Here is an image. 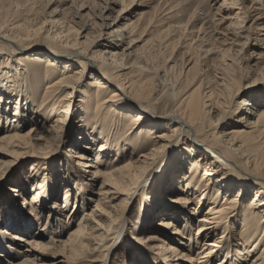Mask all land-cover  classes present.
I'll use <instances>...</instances> for the list:
<instances>
[{
    "label": "bare ground",
    "instance_id": "6f19581e",
    "mask_svg": "<svg viewBox=\"0 0 264 264\" xmlns=\"http://www.w3.org/2000/svg\"><path fill=\"white\" fill-rule=\"evenodd\" d=\"M9 8L12 7H0V123L4 121L11 131L0 136V148L14 155L41 150L42 134L52 132L45 128V122L53 114L57 115L53 121L61 131L64 120L74 112L72 97L77 93L75 111L81 113L80 120L86 128H83L85 135L80 137V142H88L81 145L82 152H75L76 165L93 168L91 175L103 178L95 194V207L90 213L84 212L77 230L70 233L66 241H43L41 234H35L33 240L27 241L19 233H14L10 236L14 241H24L29 246L21 253L28 256L35 251L52 249L57 254L54 263L79 264L86 254H93L103 247L96 259L101 258L100 264H112L114 245L122 235L126 221L124 211L141 188V183L146 182L141 180L143 172L151 169L147 166L153 164L166 148L177 144L173 151L177 152L179 164L171 163L177 175L172 178L166 174L163 180L169 184L173 181L176 187L173 195L183 193L184 197L172 194L170 198L169 194L156 198L149 196L148 211L153 214V210L162 206L169 205L170 208L193 203L197 205L192 214L200 216L191 217L187 209H181L175 214L186 221L183 228L176 221L164 219L161 225L170 232L161 236L154 233L147 241L160 239L166 257H172L176 264L207 263L221 250L226 255L217 264L232 263L235 252L231 259L225 258L233 250L247 264H264V109L253 101V96L241 99L240 84L230 74V66L226 64L227 68L224 65L214 71L212 77H202V71H208L211 65L204 62V66H199L201 58L190 57L181 63L183 70L177 77L162 81V89L155 92L151 83L153 76H146L148 71L136 66L135 60L150 42L145 41L136 49L139 38L132 37L134 32L142 37L148 29L130 27L126 31L118 30L114 27L117 17L111 23L108 21L110 6L99 12L100 23L92 22L99 28L95 38H91V34L82 36L87 26L81 28L71 21L56 18L54 14L42 16L34 7L12 8V11ZM86 8L88 5L81 3L78 11ZM164 32L159 35L163 37H160L159 44L170 47L171 38L165 39ZM124 45L127 46L123 48ZM198 46L201 49L202 44ZM215 50L217 47L213 43L207 45L204 53L213 54ZM225 54L226 50L222 58H227ZM86 67L92 71L87 82ZM140 75L146 78H140ZM196 78L198 86L190 91L189 84L196 82ZM256 79L252 82L258 81ZM228 110L240 115L231 127L224 125L226 116L223 115ZM24 122L30 123L31 127L22 133ZM7 124L11 125L10 129ZM107 151L114 152L113 160L104 161ZM88 153H93V160L86 164ZM239 165L251 173H245ZM235 167L243 175L247 174L243 177L250 179L249 183L243 178L235 181L236 177H241ZM68 192L64 193L63 207L55 210L56 215L67 207ZM42 194L48 196L44 186L34 188L28 203L31 209ZM79 196L82 204L86 202L87 206L89 198L85 199L83 194ZM203 204H207L206 211L200 212ZM97 217L100 220L95 222ZM118 218L119 225H116ZM11 219L19 226L15 217ZM192 219L197 221L195 239L191 234L187 235V225ZM220 229L222 232L218 235ZM109 235H112L111 242L106 245ZM182 238L188 241L181 244L183 248L180 246L179 250L174 243H182ZM135 240L138 245L143 242L142 238ZM136 251L137 262L134 264L148 260L144 259L147 253L144 248L139 247ZM194 251L195 257L191 255ZM58 255L63 260L58 259ZM30 260L11 264H26Z\"/></svg>",
    "mask_w": 264,
    "mask_h": 264
},
{
    "label": "rangeland",
    "instance_id": "374dc122",
    "mask_svg": "<svg viewBox=\"0 0 264 264\" xmlns=\"http://www.w3.org/2000/svg\"><path fill=\"white\" fill-rule=\"evenodd\" d=\"M81 3L88 5V8L78 11V6ZM9 6L17 10L34 7V9L39 10L42 16L54 14L56 18L66 19V21H71V23L81 28L87 26L88 28L86 27V30H83L82 36L83 34H91V38H95L99 33V28L93 26L92 22L100 23L101 14L99 12L105 6H110L112 9L108 13L111 19L109 18L108 21L111 23L112 19L117 17V20L114 21L116 23L114 27L118 30L125 29L126 31L130 27L136 29L145 27L148 29L147 33H143L144 36L140 37L141 35L138 32H134L132 37H135L134 39L139 38L136 43L137 46H135L136 49L141 47L145 41L150 42L136 56L137 59L135 60L136 66H141L145 71L151 73H145L146 76L149 75V78L153 76L151 83L155 92L162 89V81L173 80L177 77L182 69L181 63L185 59L188 60L190 57L195 59L199 56L201 58L199 59V61L201 60L199 66H204V62H209L211 65V69L202 71V77L206 75L212 77L213 74L215 75L214 71H219L218 69L223 68L224 65L226 67V64L229 65L230 74L233 78H236L237 84H240L239 94L241 99H249L253 96V101L259 104L260 109H264V0H0V7L8 8ZM12 8H9L10 11L13 10ZM123 9L124 11H121ZM256 18L258 19L256 20ZM163 31H165V39L171 38L168 42L171 44L170 47L167 44L165 47L159 44V40L163 38L159 35ZM207 42V45L213 43L216 45L217 51L215 50V53H204L207 49V45H205ZM199 44H202L201 49L198 46ZM125 46L127 45H124L123 48ZM220 50L224 51L221 52ZM225 50L227 58H222ZM204 55L206 56L203 57ZM75 67L80 68L77 65ZM84 71L85 81L87 82L89 81L87 80L88 75L92 71L89 70V67H86ZM146 76L140 75L139 77L146 78ZM257 77L258 79H256ZM254 79L258 81L252 82ZM195 81L192 83L194 87L189 84V86H192H188L190 91L198 84V78ZM235 88L236 86H234ZM35 93L40 94V92ZM77 102L78 94L76 93L72 97L71 104L74 112L64 120L61 131L53 121L57 115L53 114L45 122V128L52 132L46 133L47 136L45 133L42 134L43 141L39 143L40 146L41 144L43 146L41 150L33 149L34 151L27 154L17 155L16 153L14 155L9 152L6 153L0 148V264L22 263L27 259L31 260L26 264H50L52 261L51 264H53L55 262L53 259L57 256L54 250L35 251L33 255L28 254L26 256L21 252L29 247L27 243L14 241L10 236L19 233L21 238L31 241L34 239L35 234H41L43 241H66L69 234L77 230L84 212L90 213L96 205L97 195L95 194L99 191L103 178L92 176L93 168L76 165L78 159L75 157V152L83 151V147H81L83 142H80V137L85 135L83 129L85 126L83 120H80L81 113L75 111L76 107H74ZM10 113L13 114L12 111ZM237 115V113L234 114L230 110L224 113L223 117L226 116L224 125L231 127L234 121L236 123L237 117L240 116ZM213 116L216 120L215 113ZM8 126L10 129L11 125ZM23 127L22 133L30 129L31 124L25 123ZM7 131L11 130L6 128L3 121L0 123V136ZM46 139L47 142H45ZM87 142V140L84 141L83 145H86ZM29 145L31 146V143ZM175 147H178V145L172 144V146L166 148L153 164L147 166L151 169L148 168L143 172L141 180L146 182L141 183V188L139 187V190L136 191L135 197L130 200L124 211L126 221L123 224L122 235L116 241L115 248L113 247L112 264H134V262H137L136 250L139 247L145 249L147 253H144V259H148L145 262L140 261L139 264L177 263V261H174L175 263L172 261V257H166L167 253L161 249L162 242L159 241L160 239L147 241V238L152 237L154 233L161 236L165 232H170L169 228L167 229V227L161 225L164 219L168 218L171 221H176L175 223L183 228L187 224L186 221L179 218V214H175L181 209H187L191 217L199 218L200 216L192 214L194 212L193 208L197 205L193 203L190 205L178 204L170 208L169 205L162 206L153 210V214L148 211L151 204L149 196L154 195L156 198L158 195L169 194L168 197L170 198L171 194H174L173 190L176 187H174L173 181L169 184V181L163 180V178L166 174L172 175V178L177 175V171H174L175 168L171 164H179L176 158L177 152L173 151ZM112 153L114 154V152L107 151L105 154L107 158L104 157V161L107 159L113 160L115 154ZM88 155L90 156H88V160H85L86 164L93 160V153H88ZM120 155L121 153L118 157ZM238 167L245 173H251L244 166L239 165ZM239 168L235 167V172L241 177H236L235 181H241L242 178L245 179L243 176H247V174L243 175L242 172H239ZM249 180L248 178L245 179L248 183ZM38 186H44L48 190V196L40 195L35 201L36 206L31 209L28 203L33 197L34 188ZM66 190H69L68 193L70 194L68 205L61 214L56 215L55 210L61 209L64 205ZM80 194H83L85 199L86 197L89 198L90 201L87 206L86 202L82 204ZM175 195L178 198L184 197L183 193H175ZM77 205L78 208L76 209ZM206 206L207 204H203L199 208L200 212H205ZM12 217H15L19 226L12 222ZM98 220L100 219L97 217L95 222ZM117 220L116 225H119L120 219ZM189 224V226L187 225V235L191 234L192 239H195L197 221L192 219ZM234 230L238 231L237 229ZM4 231H7V233ZM220 231L222 232V229L219 230L218 233L220 234L218 235H221ZM111 236L107 237L106 245L111 242ZM135 238H142L143 242L138 245ZM181 241L182 243L177 241L174 243L179 250H181V247L183 248L181 244L187 243L188 240L182 238ZM58 244L56 242V245ZM102 248L100 247L93 254H86L79 264H100L102 262L101 258L96 259V257L100 254ZM196 251L191 255L195 257ZM233 252H235L233 264H247L239 259L234 250L225 259H231L230 256ZM225 255L226 252L221 250L213 260L201 264H217ZM58 259L63 260V257L58 255ZM94 259L95 261H93ZM62 264L71 263L63 262ZM222 264H225V262Z\"/></svg>",
    "mask_w": 264,
    "mask_h": 264
}]
</instances>
